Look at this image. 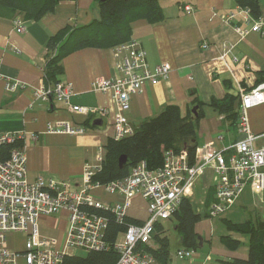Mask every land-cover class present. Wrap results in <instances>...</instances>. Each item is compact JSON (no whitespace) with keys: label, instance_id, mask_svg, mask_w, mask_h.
Segmentation results:
<instances>
[{"label":"crops","instance_id":"crops-1","mask_svg":"<svg viewBox=\"0 0 264 264\" xmlns=\"http://www.w3.org/2000/svg\"><path fill=\"white\" fill-rule=\"evenodd\" d=\"M158 1L163 19L155 23L146 19L130 22L129 40L136 39L140 43L150 71L167 63L171 72L166 80L155 85L147 83L130 97L125 119L134 128L170 104L177 105L182 115L193 114L195 109L201 114L196 130L197 148L211 142L214 149L224 151L227 157L231 154L227 149L242 139L236 119L239 91H249L257 85L258 75L264 70V37L250 31L253 20L245 21L235 0ZM259 3L264 21V0ZM186 6L192 10L187 12ZM229 13H235L231 23L224 20ZM17 19L23 22V33L14 27ZM99 19L100 13L93 0L60 2L39 20L26 19L22 14H0V135H22L26 179L30 183L38 178L45 182L49 179L68 181L72 190H80L85 166L97 164V153L103 159L105 146L113 139L116 108L109 93L97 92L91 85L96 79L116 80L120 77L116 69L115 46L85 47L63 55L57 63L61 71L57 80L72 87L70 104L106 109L107 117L101 119L96 115L72 113L55 99L44 101L34 95L41 85L54 83L48 82L45 76L48 61L56 56L64 39L55 41L57 34L65 28L69 32ZM236 28L246 34L241 35ZM50 40L55 41L53 50L48 49ZM202 43L209 47L202 49ZM15 81L22 87L6 88V83ZM228 96L235 97L230 112L223 113L212 104ZM248 117L251 132L257 136L254 147H264V103L250 109ZM58 122L84 127L85 133L47 132L48 125ZM215 182L214 172L206 168L185 196L199 215L194 225L197 247L192 249L191 258L176 256V251L183 246L174 218L159 222L169 240V258L164 264H225L248 257V236L230 230L228 226L247 221L264 222V191L260 197H255L259 194L249 186L245 187L223 214L211 218L207 209L215 202ZM89 192L103 204L114 205L122 201L121 195L108 193L101 185L92 187ZM247 210L250 212L245 213ZM146 216V201L134 198L127 217L141 222ZM68 219L66 210L54 215H40L37 229L39 236L54 241L58 250L74 254L65 247ZM20 234L24 238L22 247L13 243L11 234L6 237L5 244L20 255L18 262L23 264L26 235ZM148 246L156 247L153 240Z\"/></svg>","mask_w":264,"mask_h":264},{"label":"built area","instance_id":"built-area-1","mask_svg":"<svg viewBox=\"0 0 264 264\" xmlns=\"http://www.w3.org/2000/svg\"><path fill=\"white\" fill-rule=\"evenodd\" d=\"M185 10L189 12L192 8L186 6ZM238 11L245 16V21L253 20L250 31L264 37L262 18L252 19L247 8L238 6ZM234 17L235 13H229L224 20L231 23ZM14 27L19 33L25 30L19 19L14 21ZM236 30L241 35L246 34L239 28ZM201 47L207 49L209 46L202 43ZM114 56L120 77L116 80L96 79L91 87L97 92L110 94L116 108L113 139L118 141L133 133V127L124 116L130 106V97L139 93L147 83L155 85L166 80L171 68L167 63H162L150 71L145 51L136 39L116 45ZM233 60L236 61V58ZM21 87L18 81L6 83V88L10 90ZM239 92L237 131L242 139L227 149L231 150L229 156L226 157L224 151L214 149L211 142L196 148L193 163L186 150L178 153L171 149L165 150L161 167L151 170L141 161L130 169L126 177L101 185L106 192L122 196V201L114 205L101 203L89 192L92 187L100 186L92 182V177L101 167L102 158L99 153L96 165L85 166L82 188L72 190L68 181L49 179L45 182L38 178L33 183L28 182L24 149H13L7 160L0 161V264H19L20 255L8 249L5 244L10 232L26 235L23 264L61 263L63 257L69 254L58 250L54 241L40 237L37 229V218L40 215H54L61 210L69 213L66 250H104L107 219L95 211H110L115 215V220L121 223L136 197L146 201L147 216L139 224L129 225L117 238L113 245L118 255L116 264H153V257L143 250V246H148L152 241L154 225L172 217L182 198L189 193L206 168L212 169L216 181L215 202L207 209L211 218L223 214L247 186L255 194H261L264 191V147H254L257 136L251 132L248 111L264 103V83L255 85L249 91ZM34 95L44 101L55 99L72 113L96 115L101 119L108 115L106 109L71 105L72 87L69 83L59 81L51 86L41 85ZM46 130L49 133L69 135L85 133L84 127H74L67 122L50 124ZM21 139L20 133L1 134L0 145L12 144ZM193 254L192 249L176 251V256L181 258H191Z\"/></svg>","mask_w":264,"mask_h":264},{"label":"trees","instance_id":"trees-1","mask_svg":"<svg viewBox=\"0 0 264 264\" xmlns=\"http://www.w3.org/2000/svg\"><path fill=\"white\" fill-rule=\"evenodd\" d=\"M63 1L70 0H0V14L14 16L22 14L26 19L39 20L42 16L54 10L55 6ZM99 10L100 19L90 24L80 26L68 32L63 29L56 36L55 41L61 39L62 44L55 57L47 63L46 80L54 84L59 82L57 76L61 73L57 67L60 58L75 50L85 47H114L129 40V23L137 19H146L150 23L163 19L162 9L158 0H93ZM241 8L249 9L252 19L262 16L259 0H235ZM55 41L48 42V49L53 50ZM257 83H264V70L259 73ZM212 104L221 112H230L235 104V97H225L221 102L213 101ZM238 117V112L236 113ZM201 118L198 112L182 115L177 105H167L157 115L146 119L133 128V133L118 141L110 139L105 146V155L100 169L92 177V182L103 185L114 180L126 177L132 167L144 161L148 169L154 170L161 167L163 152L173 150L178 153L186 150L189 160L193 163L196 145V130ZM237 119V118H236ZM23 141L16 140L12 144L0 145V161L10 157L15 148H22ZM121 156L126 157L125 164L119 168L118 161ZM96 213L107 219L104 233L106 248L101 251H89L83 255H65L59 264H116L118 255L113 249L117 238L131 224H139L128 217L120 223L115 220V215L110 211L96 210ZM176 221V230L181 237L183 248L196 249L197 235L194 225L199 218L192 203L183 197L178 210L172 215ZM230 230L248 236V257L234 259L225 264H264V222L228 226ZM163 227L158 223L154 225L152 237L156 247L143 246L154 262L164 264L169 258V240L164 234Z\"/></svg>","mask_w":264,"mask_h":264},{"label":"rangeland","instance_id":"rangeland-1","mask_svg":"<svg viewBox=\"0 0 264 264\" xmlns=\"http://www.w3.org/2000/svg\"><path fill=\"white\" fill-rule=\"evenodd\" d=\"M158 3H160V1H158ZM249 190H250V189H249ZM250 192H251V191H250ZM261 194H262V193H261ZM261 194H259V196L255 195V197H260ZM249 212H250V210L245 211V213H249ZM252 215H253V213H252ZM14 233H17V232H10V233H9V234H11V235L13 236V237H12L13 243H14L17 247H22L23 244H24V238H23V236H22L20 233H17V234H14ZM9 234H7V236H8ZM71 251H73L75 255H83V254L85 253L83 250H79V249H73V250H71Z\"/></svg>","mask_w":264,"mask_h":264},{"label":"water","instance_id":"water-1","mask_svg":"<svg viewBox=\"0 0 264 264\" xmlns=\"http://www.w3.org/2000/svg\"><path fill=\"white\" fill-rule=\"evenodd\" d=\"M192 113L195 115L196 112H195V109L192 110ZM126 162V157L125 156H121L119 161H118V166L119 168H121Z\"/></svg>","mask_w":264,"mask_h":264}]
</instances>
